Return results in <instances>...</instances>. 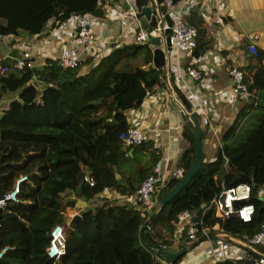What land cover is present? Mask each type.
<instances>
[{
	"label": "trees",
	"instance_id": "1",
	"mask_svg": "<svg viewBox=\"0 0 264 264\" xmlns=\"http://www.w3.org/2000/svg\"><path fill=\"white\" fill-rule=\"evenodd\" d=\"M106 1L109 0H0V34L13 35L22 30L33 35L50 17H55L58 24L72 12L103 15ZM144 1L136 3L141 5ZM190 21L196 25L195 19ZM141 47L150 49L135 43L116 45L83 72L78 67L63 69L53 58L39 68L15 69L11 58H4L9 69L0 74V89L17 94L0 116L2 192L11 190L21 174H26V178L19 184L17 198L0 206V249L8 246L0 264H54L46 247L49 231L56 223L62 224L66 233V250L60 261L63 264H166L145 243L159 248L165 243L164 248H168L171 237L165 236L163 228L172 234L176 215L184 208L193 213L200 208L203 228L217 223L226 236L238 240L242 247L251 245L247 238L264 224V196L260 193L264 188V50L259 48L253 54L254 63L245 67L249 74L246 80L256 97L241 102L232 121L222 130L221 146L214 155L206 158L202 148L198 170L178 193L162 206L157 204L148 219L140 207L105 194L99 196L101 204L92 203V208L76 222L67 213V207L84 208L75 206L79 197L92 200L107 189L134 193L159 160V149L151 144L148 165H141L134 172L122 169L123 164L135 159L134 149L150 141L146 139L127 150L122 147L119 133L128 125L126 112L160 87L165 76L161 67L148 66L152 59L149 52L144 61L135 62L139 61L136 54ZM202 47L198 40L194 54L200 53ZM176 90L190 107L183 93ZM201 129L203 145L205 131ZM183 134L187 141L178 162L182 174L191 165L195 149L188 121L183 123ZM131 174L134 180L128 177ZM119 175L127 178V185L117 184ZM84 176L90 177L93 184ZM181 176L168 178L158 201ZM243 180L252 185L249 201L254 212L250 219L218 215L212 197L222 186ZM80 181L83 185L77 191ZM144 221L151 228L144 226L141 238ZM204 238L197 231V238L189 246ZM251 246L260 248L259 255H264L263 247ZM248 250L252 257L256 255ZM212 264L264 263L246 257L219 259Z\"/></svg>",
	"mask_w": 264,
	"mask_h": 264
},
{
	"label": "built area",
	"instance_id": "2",
	"mask_svg": "<svg viewBox=\"0 0 264 264\" xmlns=\"http://www.w3.org/2000/svg\"><path fill=\"white\" fill-rule=\"evenodd\" d=\"M113 1L115 0H109L104 3L105 11L106 9L108 10L106 11V16L118 21L120 24L118 18H121L125 14L123 16L122 27L124 29L126 24H128L134 28L132 33L128 34L123 30L124 34L118 39L113 36L103 38V34L98 29V25L107 19L105 16L89 11L80 13L72 12L63 20L71 24V35L68 39L60 42L52 58L56 59L58 65L63 69H74L78 67L80 70L83 59H90L88 67L94 65L101 56L112 49L113 44L117 41L121 44L135 43L148 46L150 44L151 32H155V35L162 37L168 34L170 49L166 50L165 56L169 65V75L172 76V84L178 88L188 100L190 109L197 116L201 127H203L207 135L211 137L212 146H221V134H219V128L217 126V121L219 119L218 109L211 98V94H206L199 86L201 80H204L207 86L212 84V77L211 75L206 77L203 71L194 64L196 60L194 50L198 44L200 31L197 25L186 18V14L191 11L192 7L196 4L198 5L202 0H161L160 2L157 0H149L147 4L153 10L156 20V26L151 27L150 31H147L140 23V18L142 16L141 5H138L136 0L115 1V4L118 6L116 8L126 5V12L124 14H119L112 8L114 7L111 6ZM205 1H208L207 7L209 9L213 7L218 8L219 5L226 2L225 0ZM162 5H164V9H162ZM220 11L223 10L220 9L217 12L220 14ZM165 13L168 14L171 20L170 25L166 22ZM63 21L56 24L57 20L55 17H50L44 22L43 27L37 33L35 39L42 40L44 35L50 34L53 28L63 23ZM166 28L168 29V33H164ZM3 36L4 34H0V37ZM150 49L153 50V48ZM35 50V41L31 43L24 42L20 44L18 54L0 56V74H6L9 69V65L4 62V58L6 57L11 58L12 66L15 69L34 67ZM247 50L251 54H256L257 46L255 43L250 42L247 45ZM46 63L47 61H45L43 65H46ZM161 68L165 71V66ZM224 70L228 74L231 83L226 95L221 91L216 92L215 95L218 100L231 105L236 102H247L256 97L255 92H252L249 88L246 80V71L243 68L233 62H227L224 66ZM193 82H197V84H192ZM163 88L168 91L167 87ZM38 101L39 98L37 97L36 102ZM135 108L127 110L128 125L119 133L121 145L125 150L143 142L148 139L149 136L147 129L143 125L144 122L141 121L137 123L139 119L136 113L132 112ZM181 174L182 170L179 166L175 167L171 174H168L161 160H158L153 164L150 172L140 181L133 193L132 199L137 207H140L145 214L147 213V219L155 210L158 204L159 192L168 178L171 175L181 176ZM25 178L26 174H21L15 179L13 188L7 193H3V197L0 198V206L8 199L15 200L17 198L19 184ZM84 180L93 184V180L90 177L84 176ZM251 192V183L243 180L233 185L222 186L220 191L212 197L211 202L215 206V212L220 216L234 215L242 220H248L254 212V205L249 201ZM235 201L240 202L236 203ZM193 214L194 213L187 208L177 213L174 221L171 243H176L184 237H188L189 241L195 240L197 238V231H201V234L205 235V238L210 236V228L201 227L200 230L197 228L195 221L192 219ZM145 226L149 229L151 228L149 222L145 223ZM247 240L251 245H260L264 247V224L252 233ZM161 246L164 248L166 244L161 243ZM209 247L214 261L222 259L220 257V251L213 248L211 245ZM7 248L8 246H3L0 249V257ZM65 250L66 233L63 225L56 223L49 231V244L46 247V253L49 257L53 258L54 264H58V257L63 255ZM253 256L254 257H252V254H249L246 256L243 255V257L239 256L238 258H254L257 262L264 263V255Z\"/></svg>",
	"mask_w": 264,
	"mask_h": 264
},
{
	"label": "crops",
	"instance_id": "3",
	"mask_svg": "<svg viewBox=\"0 0 264 264\" xmlns=\"http://www.w3.org/2000/svg\"><path fill=\"white\" fill-rule=\"evenodd\" d=\"M115 1L111 3V6H114L112 8L115 9L117 13L124 14L126 12V5L116 8L118 6L115 4ZM157 1L160 2L161 0ZM225 1L226 2L218 6V8L223 10L220 11V14L217 12L220 10L218 8L213 7L209 9L207 7L208 1L205 0L199 2V6L197 4L194 5L191 11L186 14L187 19H195V23L200 30L199 40H201L203 47L200 53L195 55L196 60L194 64L203 71L206 77L209 75L212 77V84L207 86L205 85V81L201 80L199 86L206 94H211V98L218 109L219 119L217 121V126L219 128V134H221L226 124L232 121L241 105V102H236L231 105L225 104L218 100L215 95L218 91L226 95L231 83L228 74L224 70L225 64H227V62H233L243 68L246 74H248V69L245 67L248 64L254 63L255 58L253 54L247 50V45L253 42L257 48L264 50V0ZM143 4L144 2L141 6ZM162 9H164V5H162ZM106 11L108 10L106 9ZM106 11L101 16H105L107 19L98 25V29L103 34V38L113 36L118 39L124 34L123 30L128 34L133 32L134 28L128 24H126L124 29L122 27L123 16L125 14L121 18H118L120 21L119 24L118 21L108 18L106 16ZM71 29V24L68 23V21H63V23L53 28L50 34L44 35L42 40L35 39L37 33L30 35L22 30H19L18 33L13 35L5 34L3 37H0V56L2 57L7 54L16 55L19 53V46L21 43H31L35 41L36 54L34 58V67H42L43 63L48 58H52L60 42L68 39L71 35ZM119 44L121 43L117 41L113 44V47ZM89 60V58L82 60L80 65L81 72L87 70ZM249 81H252L250 76ZM194 83L197 84V82H193L192 84ZM158 88L159 87H157L155 91L147 93L140 106L132 111L136 113L139 119L137 123L141 121L144 122L143 125L147 129L149 135L148 140H150L148 143L144 144L143 147L135 148L134 153H136V151L145 152L144 154H146L147 158L142 165H148L150 163L149 149L152 146H157L160 152L159 160H161L165 171L171 174L175 167L178 166L179 159L181 158L187 141L183 134L184 120H182L180 116L179 106L168 91L162 86H160V89ZM16 94L17 93L14 91H2L0 89V116L8 107L10 100L16 97ZM151 144L153 145L151 146ZM202 148L206 158L212 157L217 148L212 146L211 137L207 135L206 132L204 134ZM132 151L133 148H130L129 153L132 154ZM122 169L124 172L127 170L125 168ZM118 177H122L127 182L126 177L120 175ZM128 177L134 180V175L131 174V176L128 175ZM260 193L264 196V188L261 189ZM102 194L117 199L116 201L128 202L135 206V202L132 199L133 193L125 194L117 189H107L96 194L92 200L90 199L92 203L95 205L101 204L99 196ZM73 196V194L70 195V197ZM87 204L88 202L79 197L75 206L85 207ZM77 211L75 207H67V213L70 216ZM210 231L211 233L208 238H204L195 245L190 246L181 258L173 264H212L214 258L210 253V245L220 251V257L222 259L238 258L239 256L243 257V255L253 254L252 252L250 253L248 249L256 252V255L262 253V250L255 246L245 244V247H242L237 243L238 240L226 236L225 232L217 223L210 228ZM163 232L167 238L172 237L173 231L172 234H170L168 230L163 228ZM181 240L182 239L176 243H168V248L166 249L174 250L180 246Z\"/></svg>",
	"mask_w": 264,
	"mask_h": 264
},
{
	"label": "water",
	"instance_id": "4",
	"mask_svg": "<svg viewBox=\"0 0 264 264\" xmlns=\"http://www.w3.org/2000/svg\"><path fill=\"white\" fill-rule=\"evenodd\" d=\"M148 0L144 1V4L141 6V18L140 23L141 25L147 30L150 31L151 27L156 26V20L155 16L153 14V10L151 7L147 4ZM165 19L168 25L171 24V20L167 13H165ZM164 33H168V29L166 28L164 30ZM200 37V35L198 36ZM155 45V47H154ZM150 48H153L152 50V61L149 63V67H156L160 68L162 66H165V76L162 79V87H167V90L169 91L170 96L173 98V100L177 103V105L180 108V116L182 120L188 121L190 123L191 132L194 137L195 142V149H194V156L193 161L189 168L182 174V176L177 180V182L169 189L167 190L158 201V205H163L168 199H170L172 196H174L176 193H178L183 186L187 183L190 176L198 170V168L201 165L202 162V129L201 125L199 123V120L197 116L192 112L189 106H187L178 91L176 90V87L172 84L171 78L169 75V65L166 60V50L170 49L169 45V35L166 34L165 37L155 35V32H151L150 35V44L148 45ZM160 89V87L158 88ZM116 169V166H114ZM117 184H123L127 185V182L122 177H117ZM83 185V181H80L79 184L76 187V190L79 191ZM3 197V192L0 185V198ZM82 199H84L82 197ZM88 204L84 207L79 209L76 213H74L71 217V220L73 222H76V220L84 213V211L90 210L92 208V201L87 200ZM236 203L240 201H235ZM204 203L201 204L203 206ZM200 208L196 210V212L193 214L192 219L195 221V224L197 228L200 230L202 225L200 221L199 216ZM146 221H144L140 226V237L142 238V232L144 230ZM189 238L184 237L181 240V244L179 247L175 248L174 250H169L165 248H159V247H151L147 243H145L146 247L150 249V251L155 255V257L162 263L166 264H173L176 262V260L181 257L189 248ZM63 255H60L58 257L59 264H63L61 261ZM69 264V263H65Z\"/></svg>",
	"mask_w": 264,
	"mask_h": 264
},
{
	"label": "rangeland",
	"instance_id": "5",
	"mask_svg": "<svg viewBox=\"0 0 264 264\" xmlns=\"http://www.w3.org/2000/svg\"><path fill=\"white\" fill-rule=\"evenodd\" d=\"M148 52L151 54V58H152V50L149 49V51H147L146 47H141L139 49L138 53L136 54V60H139V61L133 60V62L135 61L136 63H139L141 61H144V56ZM151 61H152V59H151ZM144 153L143 152H140V151H136V153H135L136 154L135 159L134 160H131L130 162H127L126 164H123L122 165L123 166L122 168H125L127 170H131L132 172H134V170L137 169L138 166L142 165L143 162L146 160L147 157H146V154H144Z\"/></svg>",
	"mask_w": 264,
	"mask_h": 264
}]
</instances>
